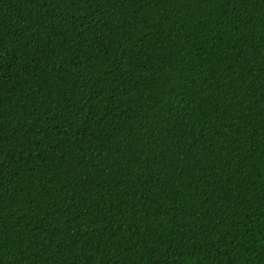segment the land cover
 Instances as JSON below:
<instances>
[{
	"label": "trees",
	"instance_id": "obj_1",
	"mask_svg": "<svg viewBox=\"0 0 264 264\" xmlns=\"http://www.w3.org/2000/svg\"><path fill=\"white\" fill-rule=\"evenodd\" d=\"M0 264H264V0H0Z\"/></svg>",
	"mask_w": 264,
	"mask_h": 264
}]
</instances>
